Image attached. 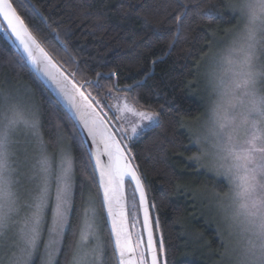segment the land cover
Segmentation results:
<instances>
[{
	"label": "snow or ice",
	"instance_id": "6c2138e0",
	"mask_svg": "<svg viewBox=\"0 0 264 264\" xmlns=\"http://www.w3.org/2000/svg\"><path fill=\"white\" fill-rule=\"evenodd\" d=\"M173 4L175 15H168L175 39L190 15L222 16L218 5L202 6L199 0ZM224 6L235 26L227 40L215 42L218 51L207 73L209 115L202 129L190 132V144L200 151L190 160L210 156L211 169L227 189L215 194L222 221L219 264H264V0H224ZM75 8L82 21L92 15L87 0ZM0 18V31L16 49L12 67L26 71L36 85L0 78V264H168L163 235H154L161 232L160 220L150 214L131 147L159 127L160 113L128 102L138 84L125 85L122 97L114 82L107 95L116 90L118 103L104 104L103 74L89 80L60 40L62 33L29 0H0ZM145 23L150 24L147 16ZM50 33L61 47L51 43ZM37 91H54L57 104L66 107L71 140L63 134L45 138ZM89 140L94 151L85 153L82 167H90V183H78L73 144L83 147Z\"/></svg>",
	"mask_w": 264,
	"mask_h": 264
},
{
	"label": "trees",
	"instance_id": "16d2710c",
	"mask_svg": "<svg viewBox=\"0 0 264 264\" xmlns=\"http://www.w3.org/2000/svg\"><path fill=\"white\" fill-rule=\"evenodd\" d=\"M80 2L29 0L48 18L51 27L62 33L60 40L65 41L80 71L89 80H96V73L103 74L101 83L105 87L100 89V98L104 104H108L111 96L107 95V87L114 82L120 86L119 93L124 94L125 85L138 84L128 93L131 105L160 113L159 127L147 130L131 143L145 183L151 215L160 220L161 232L154 235L157 238L163 235L168 264H211L213 259L206 253V260L198 258L199 255H189L190 239L195 235H200L210 250L221 249L214 229L204 225L196 213V191L209 188L223 193L226 187L223 182L199 171L194 160H190L197 151L190 144L183 124L202 113L201 102L193 94L200 65L212 49L210 44L232 30L235 21L230 19L224 0H199L202 6L218 5L216 10L222 16L190 15L184 30L175 39V25L168 15H175L173 0H87L92 4V15L83 21L75 8ZM17 10L26 22H33L24 9ZM146 16L150 24L145 23ZM38 27L45 28L43 24ZM49 39L61 47L55 33H50ZM15 53L8 36L0 31V78L7 75L13 83L20 81L35 88L26 71L12 67L10 61ZM147 73L151 75L146 77ZM37 99L45 138L63 134L71 140V122L50 93L37 91ZM105 110L109 113V109ZM85 153L84 145L73 144L77 182L88 184L90 167H82V161L87 160ZM126 189L130 197L128 183ZM92 192L95 193V187ZM152 203L156 205L154 209Z\"/></svg>",
	"mask_w": 264,
	"mask_h": 264
},
{
	"label": "rangeland",
	"instance_id": "374dc122",
	"mask_svg": "<svg viewBox=\"0 0 264 264\" xmlns=\"http://www.w3.org/2000/svg\"><path fill=\"white\" fill-rule=\"evenodd\" d=\"M233 30V29H232ZM231 30H229L224 36H219L215 38L216 40L213 42L212 49L210 53L206 56V58L203 60V62L200 65L199 71H198V78L194 82V88H193V94L198 97V100L201 102L202 105V113L197 116L195 119L190 120L188 122H185L183 124V130L185 133L189 136L190 132L198 131L202 129V126L204 122L207 120L209 115V108H210V99L212 94V86L209 84L208 80V71L210 67V58L218 51V48L215 46L216 41L221 40H227L228 34ZM117 93H112L110 96V99L108 103L116 104L118 103L114 97ZM122 97L124 96V93H119ZM128 102L130 103V100L128 98ZM119 103L122 105L124 103V100L121 99ZM131 104V103H130ZM106 111V110H105ZM109 117H115L116 113L114 110H109L108 113ZM113 124H116L117 121L114 119L112 120ZM209 152L211 151V145H207ZM196 155H200V151L197 147ZM210 156H202V158L199 161H194V163L197 165V168L199 171L205 172L207 175L211 176L215 180H218L220 182H223L222 177H217L215 172L211 169L210 164ZM224 183V182H223ZM225 185V183H224ZM227 190V189H226ZM225 190V191H226ZM216 192L210 190L209 188L200 189L199 191H196V199H197V214L202 218L204 221V225L211 226L214 231L216 232V236L219 239L218 231L222 230V221L221 216L219 214V211L216 207V198H215ZM190 221V219H188ZM220 241V239H219ZM190 256H198L203 260H206L207 258L204 256V253L207 254L208 257H211V264H219L220 261V255L219 252H214L210 250L207 247L206 242L203 241L202 237L200 235L192 236L190 239ZM215 256V258H214Z\"/></svg>",
	"mask_w": 264,
	"mask_h": 264
},
{
	"label": "water",
	"instance_id": "95a60500",
	"mask_svg": "<svg viewBox=\"0 0 264 264\" xmlns=\"http://www.w3.org/2000/svg\"><path fill=\"white\" fill-rule=\"evenodd\" d=\"M0 23H3L2 18H0ZM8 38H9V36H8ZM9 39H10L11 43L13 44L12 39H11V38H9ZM13 46H14V44H13ZM14 47H15V46H14ZM48 92H49L50 95L53 97V99H54L55 101H57V98H56V94H55V92H54V91H48ZM58 105H59V106L62 108V110L66 113V111H67L66 107H65L63 104H58ZM84 147H85V149H86V152H87V151H94V146L91 145V141H90V140H89L87 143L84 144ZM126 183H127V182H126ZM130 187H131V186H130ZM137 198H138V197H137ZM150 214H151V210H150ZM139 219H140L141 224H142V220H143L142 212L140 213ZM140 230H141V227H140V225H138L136 231H140Z\"/></svg>",
	"mask_w": 264,
	"mask_h": 264
}]
</instances>
